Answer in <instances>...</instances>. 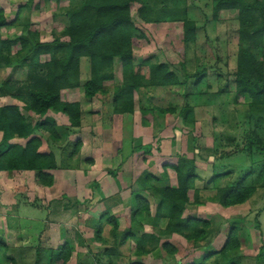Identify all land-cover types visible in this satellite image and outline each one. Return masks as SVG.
Segmentation results:
<instances>
[{
  "label": "trees",
  "instance_id": "trees-1",
  "mask_svg": "<svg viewBox=\"0 0 264 264\" xmlns=\"http://www.w3.org/2000/svg\"><path fill=\"white\" fill-rule=\"evenodd\" d=\"M36 1H49L57 4L62 1L74 2V0H28L26 6L31 7ZM186 1L173 0L172 6L164 5L160 11H155L149 0H81L79 5L63 12L68 19V25L61 33H54L49 42L40 40V36L31 30L29 21L22 24L23 31L19 37L4 39L2 29L8 27L9 24L4 11L0 9V70L26 68L28 71L24 82L7 80L1 83L0 96L17 99L24 105V111L30 115L45 117L44 121L33 126L30 119L22 115L20 107H0V132L4 133V140L0 144V170L37 171L38 176L43 180L47 178L43 173L44 170L57 168L54 155L47 156L38 153L40 145L37 139L32 138L25 148L12 145L10 141L16 137L30 138L36 130L40 129L48 132L55 141L69 137L70 129H62L59 133L56 121L47 117L49 111L67 115L72 128L80 127V104L63 101L62 92L81 86L80 63L82 58H88L91 64L90 79L84 86L86 97L89 99L102 92L104 84L114 79V65L116 60L120 61L124 83L115 91L113 100L115 114L135 115L134 94L141 89L179 86L181 84L179 78L163 64L150 66L151 75L148 81L134 73L133 42L137 27L132 18V10L134 6H139V16L146 24L183 23L184 42L190 43L196 39V27L195 23L187 18ZM213 1L216 2L215 20L223 10L239 11L240 37L235 75L236 92L239 95H247L255 105H259L264 98V64L257 58V51L264 47V3L259 0ZM23 10L24 7L19 9L17 19ZM17 45L19 49L14 54L13 48ZM43 56H49L50 61L43 62L41 59ZM140 112L143 115L141 124L147 125L150 121L145 117H155L156 113L163 115L174 111L144 108ZM180 116L185 126H195L193 107H184L180 111ZM76 135L72 133L71 138L73 139L69 143L73 147L70 157L79 154L82 147L81 139ZM257 141H252V144L258 146V150L264 153V149L259 148L260 142ZM162 164L163 169L175 171L178 179L176 189L153 188L155 196L160 199L157 219L167 218L169 220L167 229L162 234H179L187 240H204L211 234L212 221L183 218L190 195L193 194L195 202L199 203L200 200V191L196 187L199 176L195 161L177 156L162 159ZM254 192L253 188L228 187L219 191L221 196L210 200L224 208H231L245 204L252 198ZM141 210L149 213L148 202L143 198H135L131 209L132 218L134 219ZM101 218L114 220L109 213H104ZM100 227L99 225L96 228L98 238L102 233ZM239 231V226L231 225L224 240L223 235L217 233L216 238L220 237L217 243L220 239L223 243L219 244L218 248L210 245L208 250L195 258L194 264H208L213 259L215 264H240ZM113 232L115 237L119 233L117 221L113 225ZM121 236V243L134 238L138 256L149 254L162 244L155 233L135 238L128 231L122 233ZM148 244L151 246L149 247ZM79 246L87 248L83 239ZM115 248L117 249L118 246ZM162 248L171 254L176 250L168 243H163ZM116 249L112 248L111 251L103 252V255L108 258L106 261L102 260L103 255H94L89 251L86 255L79 253L77 264H113L111 260L113 254L110 255V253H115ZM74 251L73 243L67 240L52 254L51 264H71ZM259 253L260 260L264 256V247Z\"/></svg>",
  "mask_w": 264,
  "mask_h": 264
},
{
  "label": "crops",
  "instance_id": "crops-1",
  "mask_svg": "<svg viewBox=\"0 0 264 264\" xmlns=\"http://www.w3.org/2000/svg\"><path fill=\"white\" fill-rule=\"evenodd\" d=\"M133 52L136 60L134 47ZM2 70L9 68L0 71ZM80 70L81 86L62 92L63 101L80 104V127L72 128L68 116L60 112L49 111L47 114L48 118L56 121L59 133L62 129H70V138L55 141L48 132L40 129L30 138L16 137L10 141L12 145L25 148L32 138L37 139L40 145L38 153L54 155L57 168L43 171L47 176L43 179L45 182L40 179L37 171L0 170V264H51L52 254L67 240L73 239L71 228L77 231L76 241L83 239L87 247H80L78 241L76 246L74 242L76 247L71 262L75 258L76 263L79 253L86 255L89 251L94 255H103L104 251H111L118 246L115 253H110L113 254V264L124 259L130 264H154L153 260L161 251L166 256V264H194L195 258L208 250L210 245L218 248L222 240L217 243L220 237L216 238V234L211 231L208 237L199 241L187 240L179 234H162L167 229L169 220L157 219L160 199L155 196L153 188L178 187L175 171L163 169L162 159L181 156L195 161L198 167L197 159L194 156L185 157L179 149V143L170 137H174V126L166 125L161 128L163 122L159 120L151 121L147 125L139 123L136 105L135 115L115 114V93L107 96L108 92L104 91V88L95 97L87 98L84 86L91 74L88 58L81 59ZM134 99H137V92ZM5 106L20 107L22 115L29 118L33 126L45 120V117L28 114L23 109L24 105L17 99L0 96V107ZM157 114L159 113H156V118ZM72 133H76V137L81 139L82 147L79 154L70 157L73 150L72 145H69L73 139ZM3 138L4 133L0 132V144ZM192 142L191 148H194L196 138L193 137ZM64 147L67 149L64 150ZM172 173L175 174V184L171 179ZM199 180L198 178L197 182ZM82 195L86 197L82 203L86 202L90 207L84 210V216L80 211ZM135 198L146 199L150 211L147 214L141 210L133 219L131 209ZM202 208V201L197 203L193 194L190 195L183 218L203 219L198 214H191V211L197 213ZM219 208L224 207L219 205ZM104 213H109L114 220H103L101 216ZM73 214H80L76 222L73 221ZM141 216L144 219L147 217V224ZM116 221L119 224V233L115 237L113 225ZM99 225L102 233L98 238L96 228ZM144 227L151 230L147 233L157 235L160 244L168 243L176 250L172 254L167 253L161 244L149 254L138 256L136 251H132L126 257L122 253L123 248L130 243L134 244L135 240L129 238L121 243V234L130 231L131 235L139 238L138 231L146 232ZM107 234L110 236L106 237ZM240 242V264H264V256L259 260V252L264 243L256 251H246L243 249V241ZM107 259V256L103 255L102 260ZM208 264H215L214 259Z\"/></svg>",
  "mask_w": 264,
  "mask_h": 264
},
{
  "label": "rangeland",
  "instance_id": "rangeland-1",
  "mask_svg": "<svg viewBox=\"0 0 264 264\" xmlns=\"http://www.w3.org/2000/svg\"><path fill=\"white\" fill-rule=\"evenodd\" d=\"M27 1L0 0V9L4 11L9 24L2 29L4 39L19 37L23 31L22 24L29 21L31 30L40 36V40L51 41L54 33H61L68 25V19L63 12L79 5L81 0L62 1L59 4L36 1L31 7L26 6ZM259 1L264 3V0ZM149 2L155 11H160L164 5L172 6L173 0ZM215 5L213 0L186 1L187 18L194 22L196 27V39L190 43L184 42L183 23L146 24L139 16V6L133 7L132 18L137 27L133 42L136 56L134 73L148 81L151 75L150 66L163 64L181 83L179 86L163 90L148 87L137 91V121H142L143 115L140 111L144 108L174 111L165 113L164 116L157 114L158 118L156 114L155 117H144L150 122H163L161 128L166 125L174 126V137H170L179 143V149L185 157L194 156L197 159L200 180L196 187L201 191L200 200L204 208L197 213L191 211V214L210 219L211 233H220L223 240L231 225L239 226L243 249L256 251L264 243V153L258 150V146L253 145L252 141L258 140L259 148L264 149V98L259 105H255L247 95L237 94L235 75L239 54V11L223 10L215 20ZM22 7L24 10L17 19L18 11ZM18 49L19 46H15L13 53ZM257 58L264 64V47L257 51ZM41 59L43 62L50 61L49 56H43ZM113 71L114 79L106 82L103 87L104 91L108 92L107 96L113 95L124 83L120 61L116 60ZM27 73L26 68L2 70L0 84L7 80L24 82ZM190 105L195 109L194 127L185 126L180 116V111ZM193 137L196 138V143L194 148H191ZM65 147L64 150L67 149ZM171 175L175 184V174ZM228 187L253 188L255 192L245 204L229 210L221 209L210 199L221 196L219 191ZM84 195L81 196L80 202L82 216L85 215L84 210L90 208L86 202V205L82 203L86 198ZM80 211L78 210V213ZM73 215V221L76 222L80 214ZM141 219H144L143 216ZM144 221L145 224L148 223L147 217ZM145 231H138L140 237L152 234L147 233L151 231L149 228ZM71 232L73 239L70 241L73 244L75 242L74 245L77 246V241L80 244L81 240L76 241L75 229L71 228ZM136 250V244L130 243L123 248L122 253L128 257ZM166 260L164 252L161 251L153 261L154 264H166ZM117 262L130 264L126 259ZM71 263L77 264L75 258Z\"/></svg>",
  "mask_w": 264,
  "mask_h": 264
}]
</instances>
